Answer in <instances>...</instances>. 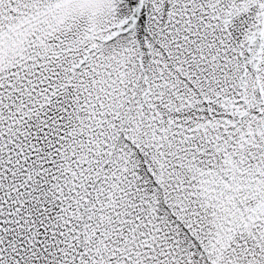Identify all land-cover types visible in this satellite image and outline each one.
<instances>
[{"label":"water","instance_id":"95a60500","mask_svg":"<svg viewBox=\"0 0 264 264\" xmlns=\"http://www.w3.org/2000/svg\"><path fill=\"white\" fill-rule=\"evenodd\" d=\"M0 264H264V0H0Z\"/></svg>","mask_w":264,"mask_h":264}]
</instances>
